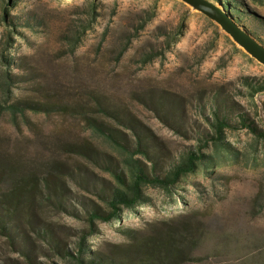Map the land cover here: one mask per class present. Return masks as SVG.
Segmentation results:
<instances>
[{"label":"rangeland","instance_id":"obj_1","mask_svg":"<svg viewBox=\"0 0 264 264\" xmlns=\"http://www.w3.org/2000/svg\"><path fill=\"white\" fill-rule=\"evenodd\" d=\"M235 1L245 24L264 40V0ZM5 14L33 15L41 24L15 31ZM1 54L26 64L25 70L9 67L18 75L8 85L10 102L52 107L13 116L0 106V165H12L14 176L31 173L43 181L53 172L63 174L73 205L75 194H85L77 177L110 179L79 149L88 140L109 147L74 111L58 110L60 103L89 107L95 97L120 115L133 116L149 131L146 143L154 145L150 150L161 156L164 168L188 147L197 149V129H205L214 102L245 112L264 130V92L251 96L242 84L244 78L264 82V65L183 0H0ZM6 69L0 57V105ZM107 121L126 138L132 133L126 123ZM176 124L185 131L174 129ZM225 140L234 155L218 157L210 174L201 167L170 192L146 186L149 202L124 211L119 220L99 222L88 239L91 250L147 260V250H134V243L150 235L152 226H175L190 232L192 244L187 260L165 258L168 264H264V139L238 127L225 129ZM8 188L4 180L0 190ZM40 201L35 219L51 226L72 251L86 228L83 213L70 215L44 196ZM41 246L30 262L0 235V264H74Z\"/></svg>","mask_w":264,"mask_h":264},{"label":"trees","instance_id":"obj_2","mask_svg":"<svg viewBox=\"0 0 264 264\" xmlns=\"http://www.w3.org/2000/svg\"><path fill=\"white\" fill-rule=\"evenodd\" d=\"M224 13L231 21L256 42L264 47V40L255 31L249 28L243 21V11L235 0H203ZM232 3V4H231ZM195 8V7H194ZM198 10V9H197ZM5 21L14 28L29 27L35 29L41 22L33 15L24 18L21 14L10 16ZM139 28H142L140 26ZM36 30V29H35ZM11 37H8V40ZM9 46V44L7 43ZM11 46V45H10ZM126 49L123 48L120 54ZM1 60L5 65V97L4 104L0 105L13 116L24 114L26 110L36 112H49L52 105L45 102H32L17 100L10 102L8 85L14 82V77L9 67L25 70L26 64L16 58L1 54ZM154 57L152 55L150 58ZM22 77V75H20ZM243 86L248 88L249 94L254 96L264 92V82L254 78H244ZM94 103L89 107H67L60 103L58 110L66 112L72 110L85 121V125L92 134L98 137L109 150L95 145L91 140L83 144L79 149L85 160L93 166L104 170L110 179L92 178L89 181H80L77 177L78 186L85 194H75L76 201L69 202L71 187L68 185L63 174L53 172L50 179L43 181L38 175L26 173L14 176L12 165L9 168L0 165V184L7 181L8 190H0V235L7 238L9 244L26 256L30 262L35 252V247L46 244L59 254L62 260H68L74 264H168L165 258H185L186 250L192 244V235L185 228L170 226L167 228L151 227L148 236L136 241L134 250L146 249L145 258L123 259L116 256H107L91 250L88 243L89 237L97 230L99 222H111L121 219L124 211L133 212L137 206L149 202L145 193L146 186L157 187L170 192L181 183L187 176L195 174L202 167L204 172L208 168L217 165V158L234 155L232 145L225 140V129L247 128L251 133L264 139V130L258 129L249 116L240 110L235 111L231 107L213 103L207 115H205V129L198 130L197 139L201 142L197 149L188 147L177 159L167 167H163L161 156L152 152L154 145H149V131L138 125L133 116H122L115 110L104 106L98 99L93 97ZM68 108V109H67ZM72 108V109H71ZM112 119L118 124H128L132 133L126 136L120 129L107 121ZM177 131L185 129L177 124ZM206 148L207 151H203ZM7 169V170H5ZM210 174V172H209ZM80 176V175H78ZM93 177V176H92ZM51 200L59 210L67 211L70 215L79 216L83 213L86 228L81 230L76 246L71 251L55 233L54 229L44 222L37 221L40 217L38 211L42 203L40 197ZM34 235L35 238L30 236ZM190 236V237H189ZM128 238L135 239L133 234ZM187 260V258H185ZM173 264V263H169Z\"/></svg>","mask_w":264,"mask_h":264},{"label":"water","instance_id":"obj_3","mask_svg":"<svg viewBox=\"0 0 264 264\" xmlns=\"http://www.w3.org/2000/svg\"><path fill=\"white\" fill-rule=\"evenodd\" d=\"M216 22L251 57L264 65V47L237 27L224 13L203 0H183Z\"/></svg>","mask_w":264,"mask_h":264}]
</instances>
